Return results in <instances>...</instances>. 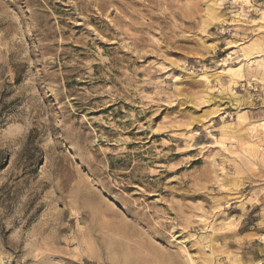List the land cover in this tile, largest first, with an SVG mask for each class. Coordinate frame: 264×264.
Returning a JSON list of instances; mask_svg holds the SVG:
<instances>
[{"label": "rangeland", "instance_id": "rangeland-1", "mask_svg": "<svg viewBox=\"0 0 264 264\" xmlns=\"http://www.w3.org/2000/svg\"><path fill=\"white\" fill-rule=\"evenodd\" d=\"M264 0H0V264H264Z\"/></svg>", "mask_w": 264, "mask_h": 264}, {"label": "bare ground", "instance_id": "bare-ground-1", "mask_svg": "<svg viewBox=\"0 0 264 264\" xmlns=\"http://www.w3.org/2000/svg\"><path fill=\"white\" fill-rule=\"evenodd\" d=\"M262 126H263V128H264V123H262Z\"/></svg>", "mask_w": 264, "mask_h": 264}]
</instances>
